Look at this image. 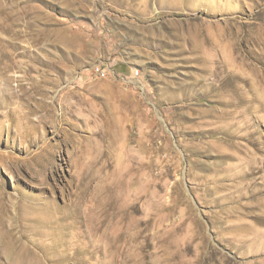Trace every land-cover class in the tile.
<instances>
[{"label":"rangeland","instance_id":"obj_1","mask_svg":"<svg viewBox=\"0 0 264 264\" xmlns=\"http://www.w3.org/2000/svg\"><path fill=\"white\" fill-rule=\"evenodd\" d=\"M0 264H264V0H0Z\"/></svg>","mask_w":264,"mask_h":264},{"label":"built area","instance_id":"obj_2","mask_svg":"<svg viewBox=\"0 0 264 264\" xmlns=\"http://www.w3.org/2000/svg\"><path fill=\"white\" fill-rule=\"evenodd\" d=\"M95 72H96L97 74H104V69H103L102 67H96V68H95Z\"/></svg>","mask_w":264,"mask_h":264},{"label":"bare ground","instance_id":"obj_3","mask_svg":"<svg viewBox=\"0 0 264 264\" xmlns=\"http://www.w3.org/2000/svg\"><path fill=\"white\" fill-rule=\"evenodd\" d=\"M232 60V59H231ZM226 63V65H229V64H231L229 61H227V62H225ZM232 66V65H231ZM227 67V66H226Z\"/></svg>","mask_w":264,"mask_h":264}]
</instances>
